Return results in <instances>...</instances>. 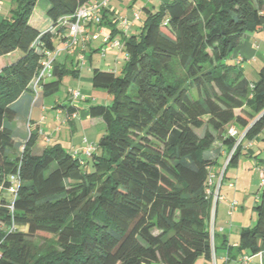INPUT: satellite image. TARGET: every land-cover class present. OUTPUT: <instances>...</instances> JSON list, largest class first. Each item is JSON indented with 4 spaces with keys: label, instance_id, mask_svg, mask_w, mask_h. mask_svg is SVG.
<instances>
[{
    "label": "trees",
    "instance_id": "trees-1",
    "mask_svg": "<svg viewBox=\"0 0 264 264\" xmlns=\"http://www.w3.org/2000/svg\"><path fill=\"white\" fill-rule=\"evenodd\" d=\"M41 1L12 0L0 21V264H218L212 196L243 147L264 132V65L251 82L230 56L248 34L264 32V0L145 7L139 32H122L120 72H92L106 104L88 108L104 126L88 156L85 146L67 152L59 145L34 154L33 132L21 150L15 146L16 102L24 93L38 99L32 82L45 53L91 0H45L33 21ZM102 25L117 33L106 9ZM15 52L17 59L3 62ZM69 73L54 65L53 80L38 83L43 96L57 93ZM216 143L226 154L214 185ZM14 174L20 184L10 210L1 195ZM254 211L255 225L240 230L235 246L222 236V264L242 254H261L264 264V182Z\"/></svg>",
    "mask_w": 264,
    "mask_h": 264
},
{
    "label": "crops",
    "instance_id": "crops-1",
    "mask_svg": "<svg viewBox=\"0 0 264 264\" xmlns=\"http://www.w3.org/2000/svg\"><path fill=\"white\" fill-rule=\"evenodd\" d=\"M97 1V0H92ZM146 3L141 4L138 0H111L107 6V16L110 17L111 23H113L116 34L110 26H96L91 24L87 26L84 32L78 35L77 43L72 46L73 52L70 48L66 49L63 46L62 39L59 37L55 41V47L62 51L58 54L54 61V65H58L59 68H65L70 73L67 74L72 82L69 85V89L66 91V95L63 101L57 99L54 104H46L44 99L49 96H43L42 88L36 87L38 93V99L33 102L29 93H24L15 104L17 110V117L9 123V126L15 132V146L17 150H21L25 143L27 136L30 132L37 133V141L35 143L33 153L40 154L46 147L59 145L67 152L80 151V149L89 143H97L104 133L103 122L100 118H92L88 113V108L91 105H105L106 96L105 92L92 88L91 75L95 69L101 71L113 72L118 74L126 62L127 55L123 47L110 46L109 44L103 45L101 40L104 35L111 36L112 40L121 41L122 28L117 21L118 18H124L130 26L126 31V34L138 33L140 29L141 16H139V10L145 7L150 8V4L154 0H145ZM170 0H157L158 4L167 3ZM158 5V7H159ZM13 8L12 0H0V21L9 17L10 11ZM158 9V8H157ZM137 14L138 19L134 20V15ZM97 33L98 38L92 40L91 37ZM88 38L87 41L82 42L83 38ZM241 59L240 65L244 76L246 77V67L251 65H257L256 72L264 65V32L255 31L248 34L242 43L234 50L231 56V62L236 63V60ZM66 76V75H65ZM247 78V77H246ZM53 80V76L50 79L44 80L42 83H48ZM254 80H250L255 81ZM62 86V84H61ZM69 90H79L82 94V98L72 100L68 94ZM56 94V93H55ZM54 95V94H53ZM50 95V96H53ZM68 107H72L75 110H67ZM35 111V113H34ZM261 138H256L249 147H243L242 154L254 159V169L259 167L264 169V155L260 158V155L264 154V145L260 146ZM245 145V143H243ZM258 147V148H257ZM256 148V149H255ZM226 149L221 148L219 143H216L211 156L214 158L216 164L211 169V176L213 184L218 182V176L220 175L224 163H225ZM239 172H237V183L240 184ZM228 176V170L226 171L225 178ZM231 177L235 175H230ZM261 180V179H260ZM231 184V183H230ZM227 184L224 191L220 189L219 194L221 199L222 212H227L228 203L231 200H235L240 203L241 189L236 185L229 186ZM237 184V185H238ZM233 185V184H232ZM262 185L260 181V186ZM236 188L238 191H236ZM2 196V195H1ZM248 199L244 201V206H247ZM241 207H239L240 209ZM232 214V221L238 226L237 228H244L245 223H241V216ZM217 206L214 216V224L216 225ZM213 224V225H214ZM218 233L227 236L228 244L235 246L237 241H231L229 239V231L226 232L225 224L218 222ZM241 230V229H240ZM221 261L225 260L226 251L220 252ZM196 264H206L202 259H199Z\"/></svg>",
    "mask_w": 264,
    "mask_h": 264
},
{
    "label": "rangeland",
    "instance_id": "rangeland-1",
    "mask_svg": "<svg viewBox=\"0 0 264 264\" xmlns=\"http://www.w3.org/2000/svg\"><path fill=\"white\" fill-rule=\"evenodd\" d=\"M139 2H141L142 6L144 3H146L145 0H138ZM170 1H173V0H170ZM169 1V2H170ZM45 3V0H42L41 2H38L37 4V7H36V11L35 13L33 14L32 16V20L33 21H37L38 20V16L39 15H42L41 14V9H42V4ZM159 2H157V0H154L152 4H150V10L152 12H155L158 8V4ZM139 18H141V21H140V24L142 27L144 21H145V12L141 10V7H140V10H139ZM44 18L46 19V16L44 15ZM19 56V52H15L13 55L10 54L9 56L5 57L3 62L4 63H7L8 60H10L11 62L14 61L15 59H17ZM231 58V56H230ZM229 58V59H230ZM256 69H257V65L253 64L251 66H248L246 67V72H247V79L250 81V80H254V79H257V72H256ZM72 80L71 78L66 75L62 78V86L60 87L59 91L54 94L53 96H49L47 98L44 99V102L46 104H54L55 101L57 99H60V101H63V98L64 96L66 95V91L67 89H69V85L71 84ZM35 113V111H34ZM259 138H264V132L262 134H260ZM262 139H260L259 143H260V146L259 147H262V145H264V141H262ZM258 148V147H257ZM256 149V148H255ZM263 152L262 154L260 155V158L263 157ZM253 161L254 159L246 156L245 154H240V157H239V161H238V164L236 166H231L228 168V176L227 178L221 183V186H220V189L222 191H224V188H226L227 184H233L236 185V187L238 188V186L240 187L241 189V195H240V203L238 204V208L241 207L239 209V216H241V223H245V226L244 228H252L255 223H256V213L254 211V207H255V204L256 202L258 201L259 199V196L261 194V186H260V175H259V171L257 169H254V165H253ZM237 172H239V179H240V184L237 183V180H238V177H237ZM230 175H235L233 177H231ZM238 184V185H237ZM236 188V191H238ZM220 191V190H219ZM220 195V194H219ZM246 196H247V199H248V202H247V206H244V201L246 200ZM2 197L4 199H6L7 201H10L11 200V196L7 193V192H3L2 193ZM233 201V200H231ZM221 202L218 201L217 202V217H216V222L220 223H224L225 224V228H226V232H230L229 233V239H230V236L232 237L231 238V241H238V238H239V233H240V229H238L236 226V224L232 221V217H230L229 215H227V212H222L221 210ZM228 210V208H227ZM235 216H237V212L233 213ZM215 221V219H214ZM214 224L213 225V229H214V232H216V259H217V263L218 264H222V261H221V251H222V244H221V240H222V235L218 233V225ZM43 241L42 240H35V244L36 245H40ZM259 263V258H253L252 259V264H258ZM154 264H161V263H154ZM228 264H240L238 262H232V263H228Z\"/></svg>",
    "mask_w": 264,
    "mask_h": 264
},
{
    "label": "built area",
    "instance_id": "built-area-1",
    "mask_svg": "<svg viewBox=\"0 0 264 264\" xmlns=\"http://www.w3.org/2000/svg\"><path fill=\"white\" fill-rule=\"evenodd\" d=\"M111 0H97V1H90L87 4H84L81 6L75 13L73 19L74 21L69 22L66 24V31H65V36L62 38V43L63 46L73 52L72 46H74L77 41H78V35L82 34L85 30V28L91 24H94L96 26L100 25L101 22V14L102 10L107 9L108 3ZM138 16L137 14L134 15V20H137ZM122 28V31L125 33L129 26L130 23L124 19V18H118L117 20ZM98 38V34L95 33L91 39L96 40ZM88 38H83L82 42L87 41ZM103 45L109 44L110 46H116V47H122L121 42L118 40H112L109 35H104L102 40H101ZM61 49L55 48L51 51H47L44 55L43 60L41 61V69L38 73V76L33 80L32 82V89L36 92V87L38 86V83L40 80H46L50 79L52 77V70H53V64L58 56V54L61 52ZM237 64L242 63L241 59L236 60ZM69 95L72 100L82 98L81 92L78 90H69ZM37 96V95H36ZM229 135L230 136H236V131L232 127L229 129ZM243 136H240L236 142L238 144L240 140L242 139ZM93 146L91 145H86L82 150L81 153L85 155H89L91 151H93ZM232 153V152H231ZM256 169L259 171L261 183L264 182V169H261L259 167H256ZM8 180L10 182V187L6 189L5 192H7L11 196V200L9 201L8 208L12 210V202L16 198V193L17 189L20 184L19 180V175L14 174L10 175L8 177ZM3 189V185L0 184V193ZM219 185L217 186L216 190L214 191V194L212 196V223H211V231H210V238L213 240V221H214V214H215V208H216V203L221 199L219 197ZM238 210V204L236 201H231L228 203V210H227V215L230 217L232 216L233 213H235ZM253 258H259V263L261 262V254L255 256V257H250L248 255L242 254L238 262L240 264H252V259ZM213 264L214 261H213Z\"/></svg>",
    "mask_w": 264,
    "mask_h": 264
}]
</instances>
